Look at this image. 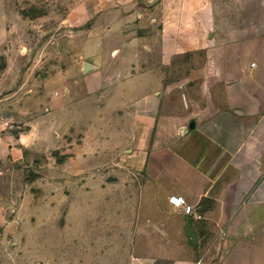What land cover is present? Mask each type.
<instances>
[{"label":"crops","instance_id":"crops-1","mask_svg":"<svg viewBox=\"0 0 264 264\" xmlns=\"http://www.w3.org/2000/svg\"><path fill=\"white\" fill-rule=\"evenodd\" d=\"M212 1L76 0L66 20L68 50L81 59L79 69L85 62L93 66L86 77L96 80L77 84L73 98L83 100L72 108L59 103L44 115L37 106L31 116L29 131L36 136L46 134L49 119L53 129L63 130L67 120L68 134L83 132L80 144L69 143L64 159L72 172L73 225L96 201L119 207L122 201L134 232L123 242L150 250L134 254L126 264H264V27L260 46L245 52L250 57L238 64L194 67L219 71L206 86L212 88L208 126L195 119L181 123L161 111L167 93L177 89L165 85L162 73L171 57L220 52L210 33ZM248 1L264 10V0ZM190 88L181 94L179 104L185 108L194 102ZM92 103H98L97 111ZM0 119L6 125L24 122L12 113ZM190 120L194 129L180 134ZM91 133L99 137L97 144ZM3 135L0 163L20 162L28 137ZM94 158L106 172L94 175ZM172 194L194 206L193 216L173 208Z\"/></svg>","mask_w":264,"mask_h":264},{"label":"rangeland","instance_id":"rangeland-1","mask_svg":"<svg viewBox=\"0 0 264 264\" xmlns=\"http://www.w3.org/2000/svg\"><path fill=\"white\" fill-rule=\"evenodd\" d=\"M75 1L0 0V114L12 113L24 121L6 125L7 121L0 119V135H25L29 139L20 162L0 163V264H126L134 254L150 251L145 246L132 248L123 242L134 232L130 230L132 216L127 213L129 210L121 209L122 201L120 207L96 201L97 205L73 225L71 205L75 198L69 180L72 172L64 159L69 143L80 144L83 132L68 134L67 120L63 130L53 129V119L46 121L51 124L46 134L36 136L29 131L37 106L43 107L44 115L59 103L72 108L83 100L80 95L73 98L77 84L96 80L86 77L88 72L77 65L81 59L68 50L70 29L66 20ZM248 2L212 1L215 21L210 33L216 36L215 47L220 52L171 57L169 69L162 73L165 85L177 89L167 93V102L161 107L163 113L181 123L189 119L207 126L211 123L205 118L212 88L206 86H212L219 71L201 72L194 67L198 63L235 65L250 57L245 52L260 46L264 10L248 6ZM186 86L192 87L188 95L194 102L185 108L179 103ZM97 108L98 103H92L93 112ZM95 118L92 119L98 124ZM57 130L59 137L55 136ZM89 138L97 144L99 137L91 133ZM36 141L45 144V148L37 147ZM94 159L91 170L100 175L105 168L98 158ZM111 163L113 160H109ZM78 202L83 210L84 200Z\"/></svg>","mask_w":264,"mask_h":264},{"label":"built area","instance_id":"built-area-1","mask_svg":"<svg viewBox=\"0 0 264 264\" xmlns=\"http://www.w3.org/2000/svg\"><path fill=\"white\" fill-rule=\"evenodd\" d=\"M168 201L175 210L180 212L181 215L185 217L193 216V213L195 212L194 206L187 203L182 196H174L173 194L169 195ZM194 217L197 218L199 215L195 214Z\"/></svg>","mask_w":264,"mask_h":264},{"label":"water","instance_id":"water-1","mask_svg":"<svg viewBox=\"0 0 264 264\" xmlns=\"http://www.w3.org/2000/svg\"><path fill=\"white\" fill-rule=\"evenodd\" d=\"M92 68H93L92 65H90L88 62H85V63L83 64L82 70H83L84 72H88V71H90ZM194 127H195V121H194V120H190V121L188 122V127H187L186 129L182 130V131L180 132V134L185 133L187 129H194Z\"/></svg>","mask_w":264,"mask_h":264}]
</instances>
